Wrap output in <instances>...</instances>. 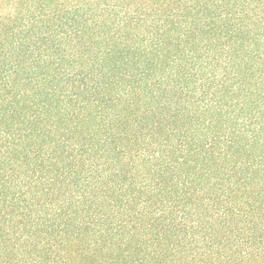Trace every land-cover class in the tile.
I'll use <instances>...</instances> for the list:
<instances>
[{"label": "trees", "instance_id": "obj_1", "mask_svg": "<svg viewBox=\"0 0 264 264\" xmlns=\"http://www.w3.org/2000/svg\"><path fill=\"white\" fill-rule=\"evenodd\" d=\"M0 264H264V0H0Z\"/></svg>", "mask_w": 264, "mask_h": 264}]
</instances>
